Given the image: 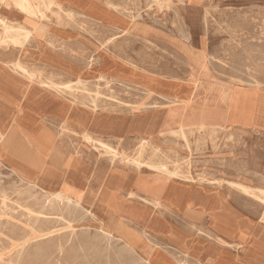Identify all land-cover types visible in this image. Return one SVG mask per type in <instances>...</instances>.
<instances>
[{"label":"bare ground","instance_id":"bare-ground-1","mask_svg":"<svg viewBox=\"0 0 264 264\" xmlns=\"http://www.w3.org/2000/svg\"><path fill=\"white\" fill-rule=\"evenodd\" d=\"M161 1L156 0L157 3ZM0 5L16 9L24 17L36 22L39 32H43L47 28L52 29L53 32H49L48 35L65 31L66 24L69 23L119 31V33L112 35L114 37L128 33V26L132 23L130 27L140 30L143 35L149 36L151 34V30L148 28H135L138 26L137 21H135L136 16L130 13L127 15L124 12L125 8H119L111 0H69V2L67 0H0ZM34 35L33 28L27 27L22 22L9 21L0 16V48L22 50L32 40H36ZM112 36L109 38L110 41L114 39ZM49 37L45 41L52 46L54 40ZM189 52L187 49L185 50L186 60L191 74L196 75L202 63L198 57ZM94 64H96L94 57L89 56L88 69L90 70ZM100 66L106 75L100 73L97 80L102 81L105 86H109L115 80H133L129 77L132 72L115 74V64L108 60L103 61ZM7 67L29 81H33L38 76L37 71L29 69L19 59L7 63ZM244 75L247 74L244 73ZM39 83L59 93L64 92V90L73 92L75 89H80L81 85V90L86 92L91 90L84 87L86 84L81 78H76L75 82L68 81L62 85L53 81L45 82L42 80H39ZM262 84L256 79L248 84L234 81L228 84L236 88L233 94L225 86H222L216 93L221 96V101L229 104L234 114V121L245 126H256L258 125L257 113L261 107L260 104L264 102L258 93L264 91ZM97 86H100V83H97ZM242 88L249 91L256 90L257 95L243 94ZM199 90L205 91L206 88L204 86L203 89ZM98 94V90H95L94 95L89 94L88 100L93 107H96L95 102ZM233 96H235L234 100L232 99ZM114 99L116 98L114 97ZM128 101L131 102V100ZM262 108L264 109V106ZM162 122H170V117L164 118ZM163 123L161 126L164 127ZM60 127L67 129L64 122L61 123ZM149 128L147 135L151 137H140L133 153L119 151L87 132L82 133V139L92 144L95 149H101L102 154L107 156L109 172L112 170L126 172V174L134 172L136 177L146 172L169 179V193L165 200L142 190L139 191L143 194L134 190H126L122 185L119 189L120 197L118 196L117 200H124L123 207L102 212L94 207L99 192L94 199H84L78 188L68 183V175L64 178L59 190L51 188L52 181L49 179L40 180V184L26 180L24 183L26 187L20 186L21 188L14 189L15 195L20 196H18V200L24 201L25 199L26 201L24 203L18 201L13 205L8 202L9 195L4 189V185L0 189V264H205L198 255L196 256V254L201 253V242L205 241L213 243L216 248V256L209 260V264H239L237 259L241 252L240 248L244 247L241 243L245 239L242 230L246 228L240 221H245V219H240L237 211L228 209L226 205L222 204L221 201H226L221 197L222 192L220 190H224L227 196L235 194L248 207L253 203L261 207L262 211L251 207L253 209L251 213L258 218V223L264 224V188L253 186L242 180L207 179L203 176H194L189 168L192 149L188 139L189 135L193 136L192 134L196 133L199 138L201 135L213 136L219 132H229L233 128L224 124H212L210 126L200 124L190 127L179 125L161 131L157 135L154 132L156 131L154 130L155 125H150ZM58 136L60 135L58 134ZM160 136L166 137L167 140L165 141L169 139L172 141L171 138L181 139L184 142L182 144L184 149L175 145L163 147L165 145H161L163 141H159ZM185 151L187 154L183 155L182 152ZM183 163H185V167L182 168L180 165ZM19 181L21 183L24 180L19 179ZM104 184L105 181L102 186ZM47 186L50 189L46 188ZM204 188L214 190L213 195H206L202 191ZM188 192L190 193L188 204L180 209L182 211L164 202L168 199L167 202L172 201L179 205ZM126 201H132L141 207L147 205L151 209L143 210L140 215H135L134 212L124 209ZM197 206L204 207L205 210H196ZM148 211L150 213L155 212L159 216L158 218L165 219L166 223L161 222L159 225L162 235L158 236L159 234L156 235V233L147 231L144 223L150 217V215L147 217ZM107 216L110 223H114L115 219H118L116 229L107 226ZM167 217L175 223L179 219L182 220V228L177 227ZM155 224L158 227L156 220ZM175 227L181 234L176 231ZM229 230L231 231L229 232ZM188 234L193 237L189 248L186 247L185 251L177 248V238L180 237V243L184 245L187 242ZM235 239L241 243L235 242ZM247 247L253 256L245 257V263L264 264V247L255 243ZM234 252L236 253L234 254ZM209 254L211 255L210 252ZM214 254L213 251L212 255Z\"/></svg>","mask_w":264,"mask_h":264},{"label":"crops","instance_id":"crops-1","mask_svg":"<svg viewBox=\"0 0 264 264\" xmlns=\"http://www.w3.org/2000/svg\"><path fill=\"white\" fill-rule=\"evenodd\" d=\"M12 12H16L19 18L10 17L9 13L11 14ZM0 16L9 21L22 22L27 27L33 28L34 36L36 37V40H32L22 50L0 48V179L3 176L6 180H4L5 182L3 181L4 184L0 181V189L5 185L4 189L8 193H10L8 189L13 187H26L24 184L26 180L40 184V180L49 179L52 181L51 188L59 190L64 178L69 175L67 177L68 183L75 188L77 187L84 199H94L99 192L96 201L100 200L104 205V210L100 209L102 212L123 207L124 200H117L118 196L120 197L119 189L122 185L126 190H134L139 194H143L139 191L142 190L156 196L138 182L141 176L137 178L134 172L128 174L116 170L109 172L107 156L102 154L101 149H95L92 144L82 139L83 132L101 139L119 151L128 153L134 152L137 140L140 137H151L147 135L150 125H155L154 130L156 131L154 132L156 135L161 131H166L179 125L190 127L200 124L205 126L224 124L231 126L233 128L232 131L239 134H256L264 137V109L262 108L264 102L260 104L261 107L257 113L258 125L245 126L237 123L234 121V114L229 104L221 101V96L213 90L216 85L223 86L224 84L209 79V76L204 75L200 70H197L196 75H192L189 64H182L185 66V75H178L177 72L172 74V71H164V74L148 71L139 72L135 69L134 64L127 65L128 68L123 67L124 64L119 65V67L126 69L127 73L132 72L129 77L133 78V80H115L109 86H105L102 81L99 82L97 80V76L100 73H104L100 69V64L104 60L100 59L94 64L98 73L93 76L94 79H88L87 76L90 73L87 67L88 60L72 56L70 53L72 43L71 39H68L70 38V31L67 28L58 34L50 33L48 35L49 32H53L50 28L39 32L36 22L24 17L16 9L8 8L4 5H0ZM101 29L119 32L110 28L101 27ZM101 29L99 28V31ZM115 32L114 34H116ZM186 34L181 33V35H185L184 38H186ZM172 35L171 33H166V36L170 37L166 38L168 47H170L169 42L177 39L174 38L176 35ZM49 36L54 40L52 46L45 41ZM67 36L69 37L67 38ZM178 39L183 41V38ZM18 59L29 69L38 72V76L33 81L27 80L7 67V63ZM115 68L116 72L114 73L118 75L117 63H115ZM76 78L84 80V84H86L84 87L88 89H90L88 86L90 82H95L96 87L91 89L90 93L83 92L81 90L82 85L78 89L81 90L79 92L64 90V92L59 93L39 83V80H42L45 82L53 81L62 85L68 81L75 82ZM97 83H100V86H97ZM120 85L131 88V93L134 95L133 99L135 100L132 105L133 109H125V112H118L117 110L104 112L96 109V102V107H93L89 102V94L94 95L95 90H98L101 86L112 89ZM204 86L206 88L205 91L199 90L203 89ZM258 93L260 99H264V91ZM155 102L156 104H154ZM167 117H170V122L163 123L162 120ZM62 122L65 123L67 129L60 127ZM161 123L165 126H161ZM188 139L192 143L191 135L188 136ZM160 140L163 141L161 145H165L163 147L175 145L184 149L182 145L184 142L181 139L171 138L172 141L170 139L165 141L167 138L160 136ZM89 147L96 151L93 152L94 157L88 154L90 153L88 151ZM130 150L132 151L130 152ZM182 154L186 155L187 152H182ZM169 156L172 155L169 154ZM260 172L264 174L263 167ZM146 175H149V173L144 172L142 179L146 178ZM136 178L138 181H136ZM19 179L24 181L20 183ZM104 181L105 184L102 186ZM165 187L162 191L161 189L158 191V193H161L159 198L162 200H165L169 193V186L165 185ZM206 189V191L202 190L206 195H213L214 190ZM220 191L222 192L220 194L221 197L226 201V207L237 211L240 219H245V221H240L246 227L242 230L245 238L244 242L241 243L237 239H235V242H239L244 246V249L238 255L237 262L239 264H247L245 263V257H248L246 247L250 246L252 241L261 234V228L259 231L256 228V222L254 221L256 216L254 214H252L253 217L246 215L248 212L251 213V210L244 202L235 194L227 196L224 190ZM189 197L190 193L188 192L183 197V202L179 203V205L172 201L167 202L168 199L164 202L180 210L184 205L188 204L186 199L188 201ZM125 204L124 209L126 211L131 210L129 208L131 205L142 210V212L143 210L151 209L147 205L141 207L132 201H126ZM196 210L205 209L197 206ZM135 215H140V213ZM147 217L149 218L144 223L147 231L156 233V235L159 234L158 236L162 235L159 225L161 222L166 223L165 219L156 217L155 212L150 213V211L147 212ZM167 219L174 222L169 217ZM155 220L156 223L158 222V227L155 224ZM117 221L118 219H115L114 223H110L107 216V226L109 228L116 229ZM182 222L179 219L178 222L174 223L182 228ZM214 246L211 242H201V253L196 254V256L198 255L203 263L209 264V260L214 259L216 256V248ZM212 250L215 253L214 255H212Z\"/></svg>","mask_w":264,"mask_h":264},{"label":"rangeland","instance_id":"rangeland-1","mask_svg":"<svg viewBox=\"0 0 264 264\" xmlns=\"http://www.w3.org/2000/svg\"><path fill=\"white\" fill-rule=\"evenodd\" d=\"M67 1L69 2V0ZM111 1L119 8H125L124 12L127 15L130 13L136 16L135 21H137L138 26L135 28H148L151 30V34L149 36L143 35L140 30L130 27L132 23L128 26L129 33L115 37L112 36L115 32L112 30L104 31V29L100 28L101 31H99V27L79 26L69 23L66 24V27L70 31V38H68L69 36L67 38L71 39L70 53L72 56L81 59L85 58V60H88L89 56H93L96 62L103 59L114 64L117 63L118 73H127L119 65L124 64L123 67L128 68L127 65L134 64L135 69L139 72L148 71L164 74L172 71V74L177 72L179 75H185V66L182 64H188L185 56V50L187 49L190 51L189 53L200 59L199 61L202 63L199 68L200 72L208 75L209 79H213L217 83H223V86L227 90L229 89L232 94L236 88L228 84L234 81L248 84L256 79L262 82L264 86V0H162L159 3L156 0ZM9 16L19 18L16 12L9 13ZM161 17L162 19H160ZM31 25L33 26V24ZM179 28L180 31H178ZM166 33H171L173 34L172 36L176 35L174 38H177L175 41L169 42L170 47L166 45L168 44L166 38H170L166 36ZM181 33H187L186 38ZM111 36L114 37L113 42L109 40ZM178 38H183V41ZM89 71L87 78L94 79L93 76L98 71L95 70L94 66ZM244 73L247 75H244ZM88 86L90 89L96 87L95 82H90ZM221 87L216 85L213 89L214 92L220 90ZM74 91L79 92L81 90L76 89ZM98 91L100 94L97 95L96 109L100 111L117 110L118 112H125V109L133 107L135 100L133 99L134 95L131 93V88L120 85L110 91L108 87L101 86ZM241 91L246 95H257L256 91L252 92L253 90L249 91L242 88ZM111 94L114 96L111 97ZM234 98L235 96L232 99L234 100ZM128 100H131V102ZM194 135L191 136L192 143L190 148H192V153L190 156L191 165L189 166L194 176H203L207 179L242 180L253 186L264 188V174L260 172L261 168H264L263 136L239 134L232 130L219 132L213 136L201 135L200 138L198 134ZM231 135L233 136L231 137ZM197 140L199 144L198 142L196 143ZM89 148L88 151L90 153L88 154L94 157L93 152L96 151L92 147ZM254 163L256 164L254 165ZM180 166L182 168L185 167V163ZM137 178L136 181H138ZM2 180H5L3 176L0 181ZM138 182L158 197L161 196V193H158L159 189L162 191L163 188H166L165 185L169 186L170 184L169 179L157 174L146 175V178L143 179L141 177ZM7 186L9 188L8 184ZM14 189L15 187L8 189L10 192L8 193V202L13 205L18 203V201L19 203L21 201L24 203L26 200H18L19 195H15ZM206 190L204 188V191ZM221 202L226 205L224 201ZM94 207L97 209L102 208L101 210L105 208L100 200L95 202ZM251 207L262 211L261 207L254 203L249 205L252 211ZM129 208H131L130 211L135 212L134 214H141L142 212V210L132 205ZM252 214L248 212L246 215L253 217ZM155 216L159 217L156 213ZM254 221L257 222L258 219L254 218ZM256 228H258V231L261 228V234L252 243L264 247V224L257 222ZM176 231L179 232L178 229ZM179 233L181 234V232ZM176 241L177 248L185 251L186 247L189 248L193 237L188 234L187 242L184 245L180 243V237ZM173 243L175 244V242ZM242 248L244 249V247ZM242 248H240V251ZM246 248L248 256H253L249 251V247Z\"/></svg>","mask_w":264,"mask_h":264}]
</instances>
